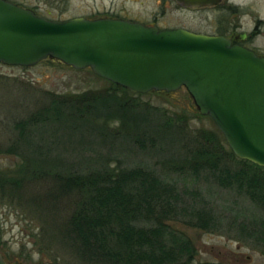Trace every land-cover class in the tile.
Listing matches in <instances>:
<instances>
[{"label": "rangeland", "instance_id": "rangeland-1", "mask_svg": "<svg viewBox=\"0 0 264 264\" xmlns=\"http://www.w3.org/2000/svg\"><path fill=\"white\" fill-rule=\"evenodd\" d=\"M12 1L34 8L39 14L55 20L115 14L146 22L158 18L165 26H183L209 34L239 29L248 34L249 46L264 56V0H223L219 7L198 9L182 8L175 0ZM109 87L108 80L98 77L91 68L75 69L50 58L30 67L0 63V171L8 177L25 179V173H21L19 165L23 158L21 151L29 146L31 152L38 153L34 156L43 153L39 158L50 165L65 163L66 160H83L82 148L97 144L102 138L97 131L93 132L84 126L76 130L65 124L40 123L27 133V145L20 142L15 123L47 105L54 94H76ZM138 98L142 103L165 107L171 114L188 115L190 131H215L218 128L210 116L200 114L185 87L170 94L151 91ZM128 115L133 125L135 120L141 122L146 113L145 110H131ZM118 124L113 121L112 128ZM104 140L115 144L112 153L124 157L125 163L145 161L154 166L159 160L151 152L143 151L134 144H131L128 154L130 147L127 141L113 137ZM10 147L20 150L10 152L7 150ZM179 147L181 150L182 147ZM120 149L124 151L118 152ZM102 151L106 152L107 147ZM83 155L90 157L93 153L85 152ZM202 178H178L180 190L187 191L183 193L186 197L178 211L188 213L195 208H210L214 227L205 230L191 226L188 216L184 217L181 213L180 217L169 220V224L192 239L198 262L264 264V240L249 235L243 229V226L252 224L259 226L256 222L264 219L262 208L235 191ZM58 192L51 181L33 178L23 184L22 190L18 192L20 198L0 195V252L10 262L83 264L60 233L61 225L72 211L71 201L74 198L60 197Z\"/></svg>", "mask_w": 264, "mask_h": 264}, {"label": "trees", "instance_id": "trees-1", "mask_svg": "<svg viewBox=\"0 0 264 264\" xmlns=\"http://www.w3.org/2000/svg\"><path fill=\"white\" fill-rule=\"evenodd\" d=\"M108 82L110 87L105 90L54 94L47 105L15 123L20 142L29 143L27 133L36 124H65L76 130L84 126L102 138L129 142L128 154L131 144L151 152L159 159L156 165L125 163L124 157L112 153L115 144L104 138L82 148L83 154L92 156L82 154L83 160L54 165L39 158L43 153L34 156L38 153L29 146L21 151L19 165L25 179L0 171V195L18 199L29 179L44 178L58 189L60 197L73 196L72 211L60 233L83 264H225L198 262L192 239L169 224L181 213L188 216L191 226L208 230L215 225L210 208L178 211L187 193L180 190L178 178L203 177L264 211V167L238 157L218 128L190 131L188 115L142 103L138 98L142 93ZM131 110H145L146 115L132 125L128 120ZM113 121L119 123L117 127L112 128ZM15 149L20 150H7ZM256 223L259 226L251 223L243 229L264 240V219Z\"/></svg>", "mask_w": 264, "mask_h": 264}, {"label": "water", "instance_id": "water-1", "mask_svg": "<svg viewBox=\"0 0 264 264\" xmlns=\"http://www.w3.org/2000/svg\"><path fill=\"white\" fill-rule=\"evenodd\" d=\"M176 2L196 8L223 0ZM236 39L123 18L55 20L0 0V63L30 67L50 58L91 68L134 93L170 94L185 87L231 150L264 167V56ZM0 264L13 263L0 252Z\"/></svg>", "mask_w": 264, "mask_h": 264}, {"label": "flooded vegetation", "instance_id": "flooded-vegetation-1", "mask_svg": "<svg viewBox=\"0 0 264 264\" xmlns=\"http://www.w3.org/2000/svg\"><path fill=\"white\" fill-rule=\"evenodd\" d=\"M176 2V0H175ZM17 3V2H16ZM177 3V2H176ZM19 4V3H18ZM178 4V3H177ZM21 5V4H20ZM179 5V4H178ZM180 7L182 8H185L181 5H179ZM219 5H216V6H205V7H196L197 9L198 8H215V7H219ZM196 8H186V9H196ZM34 9V8H33ZM35 10V9H34ZM36 11V10H35ZM38 13V12H37ZM78 17H86V18H89V19H95V18H101V17H109V18H123V19H128V20H132V21H139L137 19H133V18H129L127 16H121V15H115V14H99L98 16H78ZM73 18V17H72ZM69 19V18H68ZM139 22H142L146 25H149V26H156V27H159V28H171V27H183V26H165V25H162L159 21H158V18H155L154 21L152 22H146V21H139ZM185 28V27H183ZM185 29H188V28H185ZM190 31H193L191 29H188ZM195 32V31H193ZM196 33H201V32H196ZM204 34H208V35H225V36H228V37H232L233 35H235L237 37L236 40H234V43H239V44H242L252 50H254L258 55H261L259 54L255 49L251 48L249 46V43H248V34L244 31H241L239 29H234V30H231V31H224V30H220L219 32H217L216 34H209V33H204ZM263 56V55H262ZM13 263V262H12ZM15 264V263H13Z\"/></svg>", "mask_w": 264, "mask_h": 264}]
</instances>
